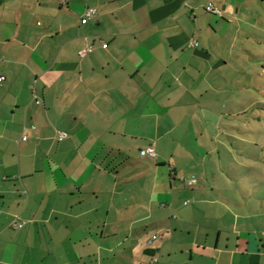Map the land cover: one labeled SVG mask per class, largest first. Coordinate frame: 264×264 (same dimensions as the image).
<instances>
[{"label": "crops", "instance_id": "0c3cea01", "mask_svg": "<svg viewBox=\"0 0 264 264\" xmlns=\"http://www.w3.org/2000/svg\"><path fill=\"white\" fill-rule=\"evenodd\" d=\"M261 3L0 0V264H264V179L188 143Z\"/></svg>", "mask_w": 264, "mask_h": 264}, {"label": "rangeland", "instance_id": "374dc122", "mask_svg": "<svg viewBox=\"0 0 264 264\" xmlns=\"http://www.w3.org/2000/svg\"><path fill=\"white\" fill-rule=\"evenodd\" d=\"M220 46L228 61L232 59L224 76L220 112L213 110L214 103L203 112L193 107L199 121L193 122L197 133L188 143L207 151L216 149L207 158L214 168L213 161L220 166L217 152L221 146L222 164L253 190L256 179H264V3L253 8L241 29L234 26ZM239 165L241 170L234 172Z\"/></svg>", "mask_w": 264, "mask_h": 264}, {"label": "built area", "instance_id": "2783aa9c", "mask_svg": "<svg viewBox=\"0 0 264 264\" xmlns=\"http://www.w3.org/2000/svg\"><path fill=\"white\" fill-rule=\"evenodd\" d=\"M50 2L52 1H55V0H48ZM62 0H58L59 3H61ZM207 10L213 14H218V15H223V13L221 11H219L218 9H216L212 4H210L208 7H207ZM98 13V10L96 8H90L88 10V12L86 13L85 17L83 18L82 20V23L83 24H87L89 22L90 19L94 18ZM103 47L106 49L108 47V44H103ZM97 54V51L95 48L93 47H87L86 49H84L82 52H81V56L82 57H85L87 55H96ZM5 80V77H1L0 78V82L4 81ZM35 128V127H34ZM69 135L68 133L66 132H59L58 135H57V138L59 140H65L66 138H68ZM28 139L27 136H25L23 138L24 141H26ZM142 155L144 156H149L150 158L152 159H157V153H156V149L154 146H151L149 148H147L146 150L142 151ZM189 183L191 185L193 184H196L197 183V180H191L189 181ZM24 226V224H19V223H15L14 224V228H22ZM158 237L155 236L154 239L156 240ZM157 261V260H156Z\"/></svg>", "mask_w": 264, "mask_h": 264}]
</instances>
